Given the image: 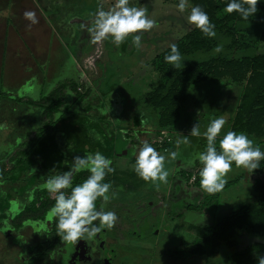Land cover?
Wrapping results in <instances>:
<instances>
[{"label":"rangeland","instance_id":"obj_1","mask_svg":"<svg viewBox=\"0 0 264 264\" xmlns=\"http://www.w3.org/2000/svg\"><path fill=\"white\" fill-rule=\"evenodd\" d=\"M62 1L65 2L63 7H66L61 9L63 15L76 12L77 8L71 4L72 1ZM87 1L90 4L87 6L91 7V15L86 20L77 18L73 21L74 23L72 22L79 25L74 40L76 51L72 57V68L67 65L64 69L65 73L60 72L59 75L54 66L56 61L45 60L46 62L43 63L39 53L42 46L39 45L37 48V45L41 43L40 39H49L48 31L42 28L46 19L41 17V12L43 9L46 11L48 3L50 5H55V2L59 4V0H41V4H36L34 0H23L20 6L11 9V14L3 12L2 15L5 18L0 13V28L5 26L7 16L10 14V21L16 27L18 34H21L22 41L32 44L31 54L25 47L19 46L18 37L13 35L10 37V56H7L5 60L2 58L4 73L8 76L5 77V83L3 81L1 83L5 85V88L0 89V125L3 126L0 131V181L2 180L0 186V264H27L28 250L51 229L52 218L50 217L46 218L43 224L26 222L25 225L21 218L13 219L15 213L21 208H32V202L37 207L43 202L40 192L44 189L36 182L42 178L45 182L52 173V171L43 170L40 158L33 157V162L28 167L29 172L25 175L22 166L16 165L21 160L19 155L36 140L46 128V124L53 123L59 115L64 117L65 112L62 110L69 106V113H65L67 116L78 114L90 116L95 120L98 119L97 117H106H103L104 120L111 124L106 131L110 139V150L112 153H119L121 159L117 160L112 156L114 154H111L109 149L105 150L104 156L112 161L114 169L119 174L130 173L134 170V165L130 161L136 158L139 148L144 142L151 145L157 137L153 133L156 115L150 109L146 99V94L159 81V75L151 62L195 27L188 20L192 7L189 0V7L183 12L177 7L179 0H129L130 6L147 7L148 17L156 21V26L151 30L133 34L142 36L140 47L133 45L132 35L128 36L119 47L112 42L111 37L93 44L89 33L83 30L81 25L91 26L98 6L102 5L105 11L110 10L115 0ZM26 10L36 13L39 21L37 24L29 27L30 21L26 20L23 15ZM236 27L246 32L249 40L254 42L248 49L240 51L229 49L230 39L215 32V37H212L216 42L215 48L209 52H198L192 57L183 59V65L215 57L239 58L264 54V43L256 41L260 35L258 24L238 23ZM217 47L221 48V51L217 52ZM21 48L22 51L17 55L16 53ZM27 48L30 50L29 47ZM1 49L2 44H0ZM31 55L34 56V60L30 59ZM45 68L47 72L44 73ZM46 79L49 81L45 84L46 93L39 96L40 86L35 88V84L39 85ZM112 88L119 91L116 96L117 102H114L113 116H121H117L116 120L105 115L106 109L99 107L103 101L102 96L109 91L108 96L106 95L109 99L113 93V90L110 91ZM55 91H57V96L52 95ZM238 94L239 88L229 85L226 81L213 84L204 83L193 87L189 100L181 110L179 122L173 132L169 133L171 140L174 141L171 152H177V158L172 160L171 152L164 155V151L152 145L166 157L164 168L169 173L167 183L149 181L137 190L121 185L109 190V201L106 203L102 201L104 210L114 212L118 219L114 227L105 228L99 233L110 244L102 252L105 259L110 260L118 254L112 264H228L226 257L233 249L226 247L221 248L215 258L207 262L199 258L174 261L170 258L169 252L174 249H182L186 252L190 249V247L183 248L180 244L182 241L193 239L195 234L189 230L190 226H207L212 223L211 216L207 212L186 209L188 205L198 204L206 195L204 190L193 187L195 177L203 167L196 156L202 150L200 143L202 147L207 146L204 132L211 120L222 117L226 121L217 140L226 134ZM78 95H81V99L76 103ZM60 100L62 106L58 112L50 113L46 110L48 106H57ZM136 116L139 117L137 118L140 120V126L133 127ZM196 123L200 125L201 135L199 137L189 135ZM183 136H188L189 144L177 143ZM252 140L255 146L257 140L253 138ZM56 142L57 154L65 163L69 158L65 138L58 134ZM216 146L219 151L218 142ZM262 150L263 147H261ZM72 154L73 156H84L89 153L73 151ZM189 161L193 163L189 164ZM32 168L37 169L34 174H32ZM180 171L187 179L188 176L190 179L181 180L178 177ZM235 178H238L237 182L219 192L218 217L238 205L256 203L258 200L254 187L257 177L252 170L237 168L233 162L232 170L225 179L228 182ZM50 195L54 197L53 194ZM27 214L34 216L33 211H28ZM145 222L150 225L151 231L137 229L135 232L138 234H149L137 236V239L133 235V228L142 226ZM94 224L99 225V221H94ZM141 238L143 240H139ZM253 240L252 237L240 236L238 247L241 248ZM70 244L63 241L59 249H54L55 251L37 264L58 262L59 254H63L62 249L68 248Z\"/></svg>","mask_w":264,"mask_h":264},{"label":"trees","instance_id":"obj_2","mask_svg":"<svg viewBox=\"0 0 264 264\" xmlns=\"http://www.w3.org/2000/svg\"><path fill=\"white\" fill-rule=\"evenodd\" d=\"M193 6L199 5L209 16L210 22L215 25L214 31L230 39L229 49L240 51L248 49L251 43L247 33L236 27L238 23L258 24L260 35L256 41L264 43V0H258L257 12L247 20L243 19L239 13L226 12L229 0H189ZM183 59L192 57L198 52H209L216 46L212 37L205 36L196 26L184 34L175 43ZM171 46L157 55L151 62L159 75L158 84L147 94L146 99L150 109L156 115L155 128L153 133L158 135L161 131L172 133L181 118V110L190 98L193 87L204 83H217L226 81L229 85L239 88L237 103L234 106L229 120L228 131L245 133L249 138L257 140L255 146L263 147L264 151V54L244 56L239 58L215 57L206 61H196L185 65L183 68H174L165 61V56L170 54ZM57 91L52 95L57 96ZM42 96V95H41ZM60 96V95H59ZM58 96V97H59ZM81 99V95L76 98V103ZM59 101V106L61 104ZM57 106H49L50 113L58 110ZM134 118L133 127L140 126V120ZM89 139L94 138L97 130L91 124H85ZM40 140L51 144V136L48 131L40 136ZM219 140H216V144ZM201 152L206 150L202 147ZM174 147V141L165 144L160 150L164 155L169 154ZM34 146L32 145L30 151ZM219 148V147H218ZM36 153V151H33ZM134 166L136 159L130 161ZM20 163V162H19ZM71 166L65 167L64 171H69ZM26 171V166L22 165ZM257 177L254 182L255 191L258 196L256 203L238 205L225 214L218 217L219 192L206 195L198 204L186 207L191 211H205L211 216L212 223L207 226H190L189 230L194 232L191 241H182L183 248L190 247L188 251L182 249L169 252V256L174 261L186 260L189 258L203 259L205 262L215 258L221 248L233 249L226 257L228 264H258L260 257H264V159L259 161V167L252 171ZM90 173L81 171L73 176L72 186L81 184ZM178 177L186 180L185 174L180 171ZM263 178V180L261 179ZM190 177L188 176L189 180ZM200 176L197 173L193 182V187L201 189ZM238 178L230 180L225 184L229 187ZM114 186H126L130 189H139L146 185V181L139 177L135 170L128 174H119L117 171L108 173L103 181ZM111 187V188H112ZM224 187V188H225ZM70 193L71 189L64 190ZM41 196L49 200V192L41 190ZM100 198L96 204L98 206ZM55 202L47 201L43 205L42 217L50 210ZM32 208L35 207L32 202ZM254 238L241 248L238 246L240 236ZM50 241L42 254H46L55 247L61 238L57 234V220L53 218L52 230L49 234Z\"/></svg>","mask_w":264,"mask_h":264},{"label":"clouds","instance_id":"obj_3","mask_svg":"<svg viewBox=\"0 0 264 264\" xmlns=\"http://www.w3.org/2000/svg\"><path fill=\"white\" fill-rule=\"evenodd\" d=\"M258 0H229L226 12H237L247 20L257 12ZM179 11L183 12L189 7L188 0H179L177 5ZM147 7H135L129 5V0H115L113 7L105 11L103 6H98L94 13V22L91 26L82 24L81 28L86 30L93 44L112 38V42L119 47L128 36L132 35V43L137 48L141 45L142 36L135 33H143L156 26V21L147 15ZM24 18L31 25L37 24L36 13L25 11ZM188 20L202 31L205 36L215 37V25L202 8L197 5L190 9ZM216 51H221L217 47ZM165 61L174 68H183V58L176 44L171 45L170 54L165 56ZM226 124L225 119L217 118L210 121L204 132L207 140L206 150L197 154L196 159L203 165L199 172L200 186L209 194H215L223 190L227 183L225 177L232 170V164L237 168H245L254 171L259 167V161L264 159V151L245 133L227 131L219 140V151L216 140ZM0 127H3L0 125ZM194 137L201 135L200 125H193L190 134ZM178 144H189L188 136L177 141ZM177 152H171L170 157L175 160ZM166 157L160 154L149 143L144 142L136 154L134 170L144 181L167 183L168 171L164 168ZM189 164L193 161H189ZM112 161L99 151L95 154L75 156L69 171L57 172L55 169L42 185L50 194L54 195L55 203L50 208L49 216L57 220V234L64 242L77 243L79 240L89 241L95 238L105 228L114 227L118 217L112 211H105L104 204L97 209V200L102 198L104 203L108 202V195L112 185L104 183L108 173L114 171L111 167ZM34 174L37 169H31ZM81 171H88L90 175L81 183L72 186L73 176ZM71 189L70 193L63 190ZM99 221V225L94 224ZM258 264H264V257H260Z\"/></svg>","mask_w":264,"mask_h":264},{"label":"flooded vegetation","instance_id":"obj_4","mask_svg":"<svg viewBox=\"0 0 264 264\" xmlns=\"http://www.w3.org/2000/svg\"><path fill=\"white\" fill-rule=\"evenodd\" d=\"M34 1L36 4L37 3L41 4V0H34ZM22 2H23V0H0L1 16L3 17V15H2L3 12H8V13L11 12L12 8H14L16 6H20L22 4ZM3 18H5V17H3ZM29 53L32 54L31 50H29ZM0 89H1V87H0ZM33 96L36 97V95H33ZM58 103H59V101H58ZM61 106H62V103L59 106H57L58 110L56 112L59 111ZM0 107H1V102H0ZM68 109H69V106H66L65 109L62 110V112L66 113V112H68ZM46 110L48 111V108ZM111 110L114 111V109H111ZM56 112H53V113H56ZM65 113H64V117L59 115L53 123L46 124V128L37 136L36 140L33 141L29 147H27L28 149L26 151H23L19 155L21 160H19L20 163L17 162L16 165L19 164L21 166L22 165L26 166V171L24 170L25 175L29 172L28 167L31 166L30 163L33 162V159H32L33 157L34 158L35 157L40 158L43 170L52 171L53 169H55L57 172H61V173L65 172L64 171L65 167L72 165V162H73L74 157H75L72 154L73 151H77L79 153H91V154H95V152L99 151L100 153H102L104 155V154H106L105 150L109 149V152L111 154H114L112 156H114L117 160L121 159L120 158L121 156L119 153H116V152L112 153L111 152L112 150H110L111 149L109 147L110 139L108 138V134L106 131H107V127L110 126L111 124L107 125L105 122H103V121H105L103 117L99 118L97 123L96 122L93 123L86 116L78 115V114H74L73 116H71V115L67 116ZM85 124H87V125L91 124L97 130V134H94V138L89 139V136L86 132ZM76 126L79 128L80 131H77L75 129ZM2 129L3 128L0 127V131ZM45 131L46 132L48 131V135L51 136L52 146H51V144L46 143L43 140L42 141L40 140V136H42V134ZM81 131L83 132V135H81ZM58 134H60L63 138H65V142L68 146L67 153L69 155V158H68V160H66L65 163L63 162L62 157H60L57 154L56 135H58ZM32 145L34 146V148L32 151H30V148ZM34 150L36 151V153L33 152ZM123 155H124V153H123ZM133 159H136V158H133ZM113 163H115V162H113ZM36 165H38V164H36ZM113 165L111 164V167L114 169ZM114 171H116V170L114 169ZM1 181H0V186L2 185ZM43 182H44V179L42 178L38 182H36V184H38V186L40 187L43 185ZM44 190H46V189H44ZM133 190H135V189H133ZM0 197H1V194H0ZM48 199L49 200H45V198H43V202H41L35 208H30V207L29 208L24 207V209L21 208V210L19 212L15 213L13 219L15 217L21 218L24 225L26 224V222L27 223H35V224H43L45 222L46 218L50 217L49 216L50 210L47 211L44 214V216L42 217L41 213H42L43 206H44L43 204L46 203L47 201L55 202L54 197H52L50 195V193H49ZM101 203H102V198H100V201L98 204L99 207H100ZM28 211H33L34 216H33V214L32 215L27 214ZM50 218H52L51 229L49 231H47L46 234L42 236V238H39V240H40L39 242L33 244L32 247L28 250V253L26 256L27 257L26 258L27 264H37L40 260L45 259L53 251H55L56 249H59L62 246L61 244H62L63 240L60 238L55 247L51 248V250H49L46 254H42L43 253L42 249H45L47 247V244L50 241L49 234L52 230L53 217H50ZM140 228L143 231H148V230L151 231L150 225L147 222L143 223L142 226H139L137 228H133V230H134L133 235H135L137 239H138L137 236L149 235L148 233L145 235H143L141 233H139V234L136 233L135 231L137 229H140ZM139 240H143V238H141ZM108 245H110V244L107 243L105 241V239H103V236H101V234L98 233V235L95 238H93L89 241L79 240L75 244L71 243L68 248L62 249L63 254H59L60 260H58V262H56L54 264H112L117 259L118 254L111 257L110 260L108 258L105 259L102 255V252L104 250H106V247ZM116 252H118V251H116Z\"/></svg>","mask_w":264,"mask_h":264},{"label":"crops","instance_id":"obj_5","mask_svg":"<svg viewBox=\"0 0 264 264\" xmlns=\"http://www.w3.org/2000/svg\"><path fill=\"white\" fill-rule=\"evenodd\" d=\"M69 1L70 2L72 1L71 4H73L74 7L77 8L76 12H71V14L69 15H63V13H61V9H64L66 7L65 6L63 7V4H65V2L63 3L62 0H59L60 5L57 4V2H55V5L54 4L50 5V3H48L46 11L45 9H43L41 12V17H43V19H46V21L44 22V25H42V28L48 31L49 39H46V40L40 39L41 43L37 45V48L39 45L42 46L39 53L42 57L43 63L46 62L45 60L52 61V62L56 61V64H54V66L56 67L55 70L58 72V75L60 74V72L65 73L64 69H66L67 65H69L72 68V61H73L72 57L76 51V43L74 42V40L77 36V32L79 28L78 27L79 25L73 24L74 23L73 21H76L77 18L86 20L88 16L91 15V12H90L91 7L87 6V5H90L88 3L89 1L87 0H78V1L69 0ZM10 14L9 16H7L8 20H6L7 22L5 23V26H3V28H0V36L2 35V37L0 38L1 39L0 44H2V49L0 50V62H1L0 64V87L2 88H5V85L4 84L2 85L1 83L2 81L5 83V79H6L5 77L8 76L7 73H4L5 67H4L2 60L3 59L5 60V58L7 59V56H10V51H11L9 47L10 41H11L10 37L13 35H15L14 37H18V40L20 43L19 46L20 47L22 46L23 48L25 47L26 50H28V52H29V49L27 47L30 48V46L32 45L27 42L24 43V41H22L20 37L21 34H18L16 27L10 21ZM47 19L49 22L47 21ZM61 31L63 33L62 35L60 33ZM20 51H22V48L16 54L18 55ZM11 53H13V51ZM29 57L30 59L34 60V56L31 55ZM45 70L46 68L43 71L44 73L47 72ZM46 82H49V81L46 79L39 85L37 83L35 84V87L40 86L39 96H41L42 94L44 95L46 93V86H45ZM112 90H113V93L110 95L111 98L109 97L108 99L106 97V95L108 96L109 91L108 92L106 91L107 93L102 96L103 101H102V104H99V107L102 109L103 108L106 109L105 115L109 116L112 120L114 119L116 120L117 116H121V115L113 116L114 111L111 109H113V107L115 106L114 102H117L116 96L119 91L117 89L115 90L114 88H112L110 91ZM120 110H122V108ZM86 117L93 123L94 122L97 123L99 118H101V117H97L98 119L95 120V118L92 119V117L90 116H86ZM103 117L106 118L105 116ZM105 123L107 125H110L109 122L107 121H105ZM108 128L109 127H107V129Z\"/></svg>","mask_w":264,"mask_h":264},{"label":"built area","instance_id":"obj_6","mask_svg":"<svg viewBox=\"0 0 264 264\" xmlns=\"http://www.w3.org/2000/svg\"><path fill=\"white\" fill-rule=\"evenodd\" d=\"M171 136L167 131H161L156 138H154L152 145L162 148L165 144L171 143Z\"/></svg>","mask_w":264,"mask_h":264},{"label":"water","instance_id":"obj_7","mask_svg":"<svg viewBox=\"0 0 264 264\" xmlns=\"http://www.w3.org/2000/svg\"><path fill=\"white\" fill-rule=\"evenodd\" d=\"M75 129H76L77 131H80L79 128H78L77 126L75 127ZM81 135H83V132H82V131H81Z\"/></svg>","mask_w":264,"mask_h":264}]
</instances>
